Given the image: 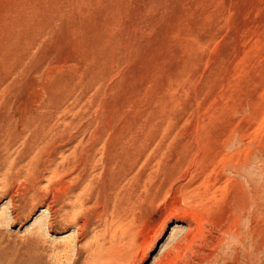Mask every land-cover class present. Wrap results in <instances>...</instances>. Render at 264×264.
<instances>
[{
    "label": "rangeland",
    "instance_id": "rangeland-1",
    "mask_svg": "<svg viewBox=\"0 0 264 264\" xmlns=\"http://www.w3.org/2000/svg\"><path fill=\"white\" fill-rule=\"evenodd\" d=\"M94 262L264 264V0H0V264Z\"/></svg>",
    "mask_w": 264,
    "mask_h": 264
},
{
    "label": "bare ground",
    "instance_id": "bare-ground-1",
    "mask_svg": "<svg viewBox=\"0 0 264 264\" xmlns=\"http://www.w3.org/2000/svg\"><path fill=\"white\" fill-rule=\"evenodd\" d=\"M29 122V121H28ZM43 212H44V210H43ZM115 213V212H114ZM117 213V212H116ZM116 215V214H115ZM119 215V214H118ZM116 218H118V217H116ZM120 218V217H119ZM118 218V219H119ZM73 219V218H72ZM67 222V221H66ZM179 226V224L178 223H176L175 224V226H173V228H172V231H171V234H170V236H169V238H168V240H170V239H173V237H174V234H173V232L177 229V227ZM180 227V226H179ZM179 229V228H178ZM92 230V229H91ZM93 231V230H92ZM98 231V230H97ZM96 231V232H97ZM101 231V230H100ZM179 232V231H178ZM176 233V232H175ZM104 234V233H103ZM177 234V233H176ZM178 235V234H177ZM176 238V237H175ZM187 240V239H186ZM179 245V244H178ZM89 246V245H88ZM90 246H92V248H91V250H89V252H88V255H89V253H90V257L93 259V261H99V260H101L103 257H102V252H103V248H102V246H100V245H97V243L94 245V247H93V245H90ZM106 246V245H105ZM176 246V245H175ZM174 246V247H175ZM111 247V246H110ZM110 247H108V248H110ZM174 247H172V248H174ZM115 248V247H114ZM149 248V247H148ZM176 249V248H175ZM110 250V249H109ZM131 250V249H130ZM132 250H134V249H132ZM114 251V250H113ZM117 252V251H116ZM124 252V251H123ZM115 253V252H114ZM119 253V252H118ZM110 254V253H109ZM87 255V254H86ZM119 255V254H118ZM122 255V254H121ZM126 256V255H125ZM89 258V257H88ZM88 258H87V261H88ZM125 258V257H124ZM129 260V259H128ZM85 261V260H84ZM108 261H110V260H108ZM124 261V260H123ZM136 261H137V259H136ZM91 262H92V260H91ZM106 262V261H105ZM161 262V261H160ZM160 262H159V264H160ZM163 262V261H162ZM84 264V263H83ZM86 264V263H85ZM91 264V263H90ZM93 264V263H92ZM94 264H95V262H94ZM122 264V263H121ZM125 264V263H124Z\"/></svg>",
    "mask_w": 264,
    "mask_h": 264
}]
</instances>
